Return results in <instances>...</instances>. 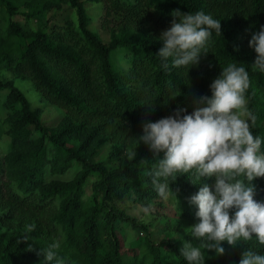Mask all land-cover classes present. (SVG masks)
Wrapping results in <instances>:
<instances>
[{"label":"trees","instance_id":"trees-1","mask_svg":"<svg viewBox=\"0 0 264 264\" xmlns=\"http://www.w3.org/2000/svg\"><path fill=\"white\" fill-rule=\"evenodd\" d=\"M1 1L10 16L8 34L19 40L15 49L0 37L4 67L30 77L35 89L67 113L57 126L48 125L42 107L0 78L11 108L0 156V264H56L40 254L55 241L64 264H188L180 252L184 243H202L188 230L199 222L198 206L189 198L204 184L211 188L215 178L199 181L195 170L176 173L167 178L176 198H161L149 173L164 153L157 156L138 141L142 125L178 108L190 114L202 96H211L222 69L235 63L249 74L247 107L256 117L250 130L261 138L264 153V72L253 67L257 53L249 46L264 25V0H90L104 3L101 27L109 31L108 40L91 29L87 0H34L25 4L28 10L15 0ZM62 3L73 10V19L34 28L15 18L21 12L28 21L43 18ZM176 10L202 11L221 22V34L212 31L198 65L173 67L169 58L165 68L157 54L163 47L157 30L171 27ZM108 142L107 158L93 160ZM133 150L136 158L129 160ZM252 183L254 199L264 203V177ZM149 205L153 210L146 215ZM131 207L141 208L140 215L129 213ZM131 231L145 234L140 245L133 246L137 236ZM155 232L169 235L157 241ZM221 245L225 253L219 256L202 249L204 264H239L248 249L264 255L255 236Z\"/></svg>","mask_w":264,"mask_h":264},{"label":"clouds","instance_id":"clouds-1","mask_svg":"<svg viewBox=\"0 0 264 264\" xmlns=\"http://www.w3.org/2000/svg\"><path fill=\"white\" fill-rule=\"evenodd\" d=\"M172 15L171 27L159 37L163 47L157 54L163 66L168 67L169 58L173 67L198 65L212 31L221 34L220 20L202 11L193 14L176 10ZM249 46L257 53L253 67L264 72V25L252 34ZM249 87L246 68L230 63L211 83V96H202L190 114L178 108L174 115L142 125L143 135L138 141L147 144L157 156L164 153L149 173L161 198H176L167 182L176 173L195 170L199 181L202 177L215 178L211 188L204 184L189 198L190 204L198 206L199 222L188 230L202 243L199 246L184 243L180 252L188 264H204L202 249L223 255V241L235 246L241 239L248 241L255 236L264 245V203L254 199L252 183L264 177V153L260 152L261 138L250 130L249 121L254 125L256 117L247 107ZM136 155L133 150L128 159L134 160ZM230 209H235L234 215L230 216ZM152 210L151 205L143 208L146 215ZM34 229V224L26 226L28 233ZM27 239L25 236L22 240ZM59 247L55 241L40 254L48 262L55 259L56 264H64L57 258ZM239 264H264V255L248 249Z\"/></svg>","mask_w":264,"mask_h":264},{"label":"rangeland","instance_id":"rangeland-1","mask_svg":"<svg viewBox=\"0 0 264 264\" xmlns=\"http://www.w3.org/2000/svg\"><path fill=\"white\" fill-rule=\"evenodd\" d=\"M16 3H18L21 6V10H28L29 7L25 6L26 3H29L30 5H33L35 2L34 0H15ZM88 6V13L91 17V23L90 27L91 29L101 34V36L105 39H109V31L104 30L101 27V18L104 14V3L103 2H91L90 0H87ZM73 10L70 9L69 6H67L66 3H62L59 7L53 6L47 13L43 15V18L34 17L31 20H27L25 15L21 12L15 16L16 20L19 21L22 25L28 23L30 27L34 28H40L45 25V23H53L56 24L63 23L65 19L70 18L73 19ZM6 11V7L4 3L0 0V37L4 38V41H6L7 44H12L15 49H17L19 40L16 37H10L8 34V25H9V18ZM161 30V31H160ZM157 30V34H161L162 31L167 29H160ZM123 58V51L120 50L115 54V60L117 64H121V59ZM4 62L2 60V54L0 52V78L3 81L11 82L14 85H16L18 88H20L25 95L31 100L33 106H40L43 108L42 112V118L45 123L48 125H51L53 127L57 126L60 121L63 119V117L66 115L67 110L59 105L53 104L49 101L48 98L45 97L40 91L35 89L34 87V81L30 77H21L17 76L14 72L7 70L4 67ZM8 95V89H0V156L3 154V152L6 149V145L8 142V132H9V125L6 120L8 113L11 111V108L8 104H6V99ZM111 142H108L107 144L103 145L100 149L99 153L94 157L93 160H104L107 158V155L109 154V151L111 149ZM74 174V171L72 173H69L68 175L64 176L65 178H70ZM125 203V202H124ZM122 203V207H125L126 204ZM141 208H134L132 207L129 209V213H132L134 215H140ZM185 228H189L187 224H185ZM134 235H136V239L133 241V246L140 245V243L145 238V234L143 232L138 231H131ZM176 232V231H175ZM164 233V232H163ZM155 238L157 241L161 239V237H168L169 232H166L164 234H159V232H155ZM171 236L177 237V232L175 234H172Z\"/></svg>","mask_w":264,"mask_h":264}]
</instances>
